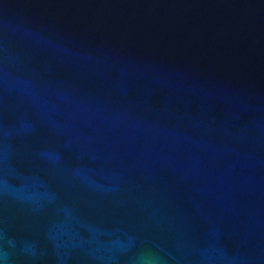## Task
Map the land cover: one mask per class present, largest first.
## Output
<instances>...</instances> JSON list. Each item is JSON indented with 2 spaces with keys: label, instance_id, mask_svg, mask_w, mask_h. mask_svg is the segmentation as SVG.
Returning <instances> with one entry per match:
<instances>
[{
  "label": "water",
  "instance_id": "water-1",
  "mask_svg": "<svg viewBox=\"0 0 264 264\" xmlns=\"http://www.w3.org/2000/svg\"><path fill=\"white\" fill-rule=\"evenodd\" d=\"M0 264H264V0H0Z\"/></svg>",
  "mask_w": 264,
  "mask_h": 264
}]
</instances>
